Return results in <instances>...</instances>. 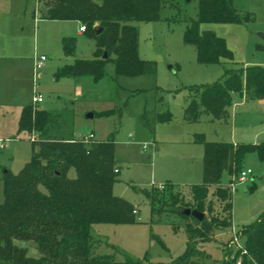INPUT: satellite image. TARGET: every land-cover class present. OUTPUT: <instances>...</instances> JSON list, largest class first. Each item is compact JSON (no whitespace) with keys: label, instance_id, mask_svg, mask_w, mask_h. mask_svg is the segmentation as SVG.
Here are the masks:
<instances>
[{"label":"rangeland","instance_id":"obj_1","mask_svg":"<svg viewBox=\"0 0 264 264\" xmlns=\"http://www.w3.org/2000/svg\"><path fill=\"white\" fill-rule=\"evenodd\" d=\"M18 4L1 27L0 40V203L4 200L3 176L7 170L19 172L33 153L31 138L36 133L20 131L23 107L32 103L34 92L44 101L36 107L62 114L67 134L81 137L93 133L96 139L115 138L119 168L113 186L115 195L126 199L138 211L135 222L94 223L93 254H108L117 261L171 263L186 249L189 233L187 219L169 205L167 182L176 185L185 201L192 202L190 185L201 183L203 173V144L195 140L202 134L205 140L232 143H253L264 140V113L260 100H244L232 93L227 112L220 115L203 113L186 120L185 109L190 102L192 86L218 81L229 69L248 65L264 66V0H233L243 14L242 23L203 22L201 28L223 37L234 53V60L203 64L197 59L193 45L184 42L187 20L196 17L198 0H174V5L162 8V19L134 22L139 28V55L155 61L156 73L137 77L115 75L114 65L108 63L103 78L95 82L90 76L79 80L56 78L55 72L76 59H92L95 41L79 34L75 20L52 21L40 17L35 0H12ZM76 38V52L66 56L62 39ZM45 55L37 71L34 58ZM263 99V98H262ZM242 103L235 104V101ZM113 110L107 115L101 112ZM169 111L171 119L157 122L150 132L140 121L144 111ZM93 114V116H89ZM244 170H251L245 180L235 172L222 176V185L230 186L232 226L219 229L213 239L196 243L200 253L193 264L229 262L241 264L235 253L245 245L246 237L238 236L244 226L255 223L264 211V161L256 152L246 154ZM73 170L70 175H74ZM152 189L155 196L153 214L151 202L142 189ZM208 202L212 208L206 215L225 218L226 203L210 189ZM191 221V219H190ZM234 234L237 235L238 243ZM161 240L164 247L161 245ZM228 252V253H227ZM28 253L38 256L30 246Z\"/></svg>","mask_w":264,"mask_h":264},{"label":"trees","instance_id":"obj_2","mask_svg":"<svg viewBox=\"0 0 264 264\" xmlns=\"http://www.w3.org/2000/svg\"><path fill=\"white\" fill-rule=\"evenodd\" d=\"M40 17L54 20H77L85 25L84 33L95 41L92 59L78 58L61 66L56 78L91 76L95 82L104 77L108 63L114 65L115 75L137 77L157 72L155 61L139 55V28L134 22L162 19V8L174 5V0H35ZM243 14L233 0H198L197 16L187 20L184 42L193 45L197 59L203 64L234 60V53L223 37L201 28L203 22H239ZM95 26L100 28V31ZM66 56L76 52V38L62 39ZM107 57L104 58V53ZM193 92L185 109V119H196L203 113L220 116L227 112L232 93L247 98H264V66L248 65L229 69L215 82L192 86ZM113 110L101 112L107 115ZM171 119L169 111H144L140 121L150 132L157 122ZM62 114L25 105L21 111L19 130L36 133L31 138L33 153L22 169L7 170L2 178L4 200L0 203V264H193L199 253L198 241L213 239L217 230L232 226L231 188L222 185L225 173L240 174L247 153L256 152L264 161V140L253 143L208 141L202 134L195 140L203 144V173L201 183L190 185L192 202L185 201L176 185L167 182L169 205L175 211L189 207L205 213L202 220L185 215L189 233L182 255L171 263L117 261L108 254H93L94 223L135 222L134 205L114 194L119 181L115 138L85 142L64 130ZM75 172L70 175V171ZM142 189L155 209L152 191ZM226 203L225 218L209 217L210 189ZM154 189V190H152ZM191 219V221H190ZM246 237L245 245L235 253L241 264H264V211L258 220L244 226L238 236ZM164 247V243L159 240ZM34 246L38 256L28 253ZM228 253V252H227ZM218 264V263H214ZM219 264H235L225 257Z\"/></svg>","mask_w":264,"mask_h":264},{"label":"built area","instance_id":"obj_3","mask_svg":"<svg viewBox=\"0 0 264 264\" xmlns=\"http://www.w3.org/2000/svg\"><path fill=\"white\" fill-rule=\"evenodd\" d=\"M80 30L81 31L85 30V25L84 24H82L80 26ZM46 59H47V57L45 55H43V54L39 55V56H36L34 58V68H35V71H36L35 73L36 74H39V72L37 70L40 69L43 66V64H44ZM43 101H44L43 95L41 93L35 91L34 94H33V97H32V103L34 105H37L38 103H41ZM261 107H262V110H263V113H264V99L261 100ZM78 138L83 140V141H85V142H91V141L96 140L95 135L93 133H90L88 135H83V136L78 137ZM3 146H4V140L0 139V149H2ZM251 173L252 172H251L250 169H248V170L242 169L240 174H239L238 179L239 180H245L251 175ZM234 185H235V182L234 183H230V186H231L232 189H234ZM135 212H136V210H135ZM233 238H235L236 242L238 243V238L239 237L234 234Z\"/></svg>","mask_w":264,"mask_h":264},{"label":"crops","instance_id":"obj_4","mask_svg":"<svg viewBox=\"0 0 264 264\" xmlns=\"http://www.w3.org/2000/svg\"><path fill=\"white\" fill-rule=\"evenodd\" d=\"M10 1H12V0H0V40L2 39V33H1V27H2V25L3 24H7L8 23V20H9V14H11V13H13V11H14V8L18 5V4H16V2H10ZM37 4V3H36ZM44 19V18H43ZM47 20H52V21H54V22H56V21H59V22H62V23H64L65 21H70V20H54V19H47ZM77 20H75V22H76ZM77 22H79V21H77ZM80 23V22H79ZM82 24L80 23V26H81ZM80 26H79V31H78V33L79 34H81V33H84V31H81L80 30ZM0 49H1V46H0ZM82 77H87V76H81V77H79V78H76V79H80V78H82ZM90 77V76H89ZM241 96H242V98L244 99V100H246V99H248L247 97H246V95L245 94H240ZM264 99V98H263ZM258 100H260V103H261V100L262 99H258ZM235 104H238V103H242V102H239L238 100L237 101H235L234 102ZM37 106V105H36ZM263 111V110H262ZM207 114H209V113H207ZM210 115V114H209ZM195 133H194V137H195ZM137 211V210H136ZM138 212V211H137Z\"/></svg>","mask_w":264,"mask_h":264},{"label":"water","instance_id":"obj_5","mask_svg":"<svg viewBox=\"0 0 264 264\" xmlns=\"http://www.w3.org/2000/svg\"><path fill=\"white\" fill-rule=\"evenodd\" d=\"M96 29H98V31H100V28L98 26H95ZM104 58L107 57V53L105 52L103 55ZM89 116H93V114H89ZM179 212L185 215H192L194 217H196L199 220H202L205 217V213L201 212L197 209H191L189 207L186 208H179Z\"/></svg>","mask_w":264,"mask_h":264}]
</instances>
